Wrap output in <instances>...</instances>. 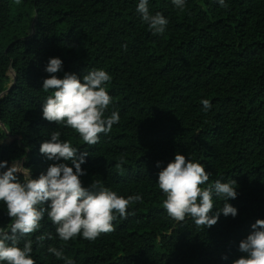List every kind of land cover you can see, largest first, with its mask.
<instances>
[{"label": "trees", "instance_id": "1", "mask_svg": "<svg viewBox=\"0 0 264 264\" xmlns=\"http://www.w3.org/2000/svg\"><path fill=\"white\" fill-rule=\"evenodd\" d=\"M226 4L187 0L181 12L171 0H150L149 10L169 20L163 35H153L137 0H0V129L7 131L0 132V160H18L38 177L64 162L39 151L60 131L78 155L88 153L83 186L95 181L124 197L143 196L129 206L134 214L117 216L115 230L94 242L61 241L45 218L27 237H54L33 244L35 264H64L50 246L75 264H233L244 255L239 242L264 219V0ZM51 57L62 59L60 78L71 72L82 81L93 69L111 75L106 114L118 111L120 120L97 144L42 117ZM204 98L212 104L206 113ZM177 152L201 162L208 183L236 181L235 217L221 213L210 228H198L167 216L156 181ZM222 207L214 200L210 214ZM10 222L0 204V227Z\"/></svg>", "mask_w": 264, "mask_h": 264}, {"label": "clouds", "instance_id": "2", "mask_svg": "<svg viewBox=\"0 0 264 264\" xmlns=\"http://www.w3.org/2000/svg\"><path fill=\"white\" fill-rule=\"evenodd\" d=\"M150 0H137L136 12L153 35H163L169 20L161 13L149 10ZM179 11H184L187 0H171ZM227 8L226 0H216ZM50 74L43 80L42 90L51 93L42 103V117L59 126L70 128L79 134L85 144L95 145L100 134L107 135L120 120L118 111H109L112 97L106 85L111 75L103 69H93L81 78L64 72L63 78L56 73L63 71L60 57H51L45 66ZM206 113L212 108L209 99L200 101ZM6 132V129H0ZM39 151L51 164L46 172L33 177L31 169L14 160H0V204L6 207L10 223L0 227V264H35L32 257L33 244L43 246L45 240L53 239L52 233L40 234L35 240L27 239L41 229L47 218L55 226L59 240L68 242L77 237L94 242L102 234L115 230L113 221L119 216L127 219L129 206L143 202L139 193L124 197L116 191L93 181L89 186L82 184L86 174L82 164L88 153H78V147L61 139L60 131H53L50 139L41 143ZM71 162V166L67 162ZM161 162H157L159 168ZM18 174H22V179ZM211 173L205 166L177 152L174 159L158 173L156 181L165 199L163 207L167 216L177 223L190 218L198 228H210L217 223L221 213L235 217L238 209L229 203L238 195L236 181L221 182L217 179L208 183ZM215 201H223V207L212 213ZM251 231L239 242V251L244 255L233 264H264V219H257ZM21 238L24 239L20 246ZM48 252L64 264H75L64 255L62 249L48 247ZM227 259V257H223Z\"/></svg>", "mask_w": 264, "mask_h": 264}, {"label": "rangeland", "instance_id": "3", "mask_svg": "<svg viewBox=\"0 0 264 264\" xmlns=\"http://www.w3.org/2000/svg\"><path fill=\"white\" fill-rule=\"evenodd\" d=\"M11 71H12V70L9 71V75H10Z\"/></svg>", "mask_w": 264, "mask_h": 264}]
</instances>
